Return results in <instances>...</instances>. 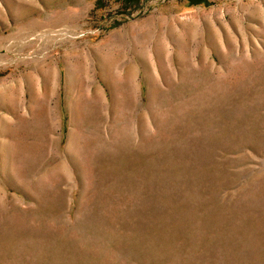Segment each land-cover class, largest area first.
<instances>
[{"label":"rangeland","instance_id":"1","mask_svg":"<svg viewBox=\"0 0 264 264\" xmlns=\"http://www.w3.org/2000/svg\"><path fill=\"white\" fill-rule=\"evenodd\" d=\"M0 264H264V0H0Z\"/></svg>","mask_w":264,"mask_h":264},{"label":"crops","instance_id":"2","mask_svg":"<svg viewBox=\"0 0 264 264\" xmlns=\"http://www.w3.org/2000/svg\"><path fill=\"white\" fill-rule=\"evenodd\" d=\"M124 85H125V80L124 79H122V86L124 87ZM38 99H49L48 98V96H46L45 95V93L43 94V95H41V97H39ZM7 100V102H9V107L11 106V104H12V101L14 100V99H6Z\"/></svg>","mask_w":264,"mask_h":264},{"label":"bare ground","instance_id":"3","mask_svg":"<svg viewBox=\"0 0 264 264\" xmlns=\"http://www.w3.org/2000/svg\"><path fill=\"white\" fill-rule=\"evenodd\" d=\"M126 82V81H125ZM2 100V99H1ZM3 101V100H2ZM4 101H5V99H4Z\"/></svg>","mask_w":264,"mask_h":264}]
</instances>
